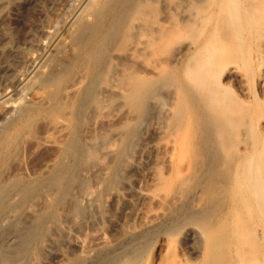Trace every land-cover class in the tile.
I'll return each instance as SVG.
<instances>
[{
	"label": "bare ground",
	"instance_id": "obj_1",
	"mask_svg": "<svg viewBox=\"0 0 264 264\" xmlns=\"http://www.w3.org/2000/svg\"><path fill=\"white\" fill-rule=\"evenodd\" d=\"M239 4L238 0H0L2 42L12 40L5 24L9 5L25 8L27 19L36 11L42 18L40 23L30 19L21 44L0 47V72L11 69L8 75L13 80L16 76V82H10L17 86L18 80L20 85L19 96L14 92V98L2 93L8 85L0 89V153L11 128L19 126L18 132L21 127L28 129L39 116L43 126L40 133L37 128L38 135L32 134L31 143L50 153L16 188L19 198L30 204V212L23 206L8 211L0 202V264L31 263L36 251L51 246L57 225L62 223L60 216L97 214L104 196L113 203L125 201L120 217L125 225L151 221L152 203L183 200L179 196L183 181H178L172 158L177 142L173 139L180 132L185 109L190 122L199 125L197 128L203 124L199 130L207 132L206 137H199L207 143L208 159L194 174L202 178L219 169L220 149L229 133L226 123L232 122L236 99L225 81L239 77L227 58L231 37L219 32L229 23L237 29ZM248 7L254 37L261 42L254 60L264 85V0H250ZM52 27L59 37L46 36ZM238 37L236 31L234 38ZM44 38H50L48 53L36 64L31 62L33 67L27 73L24 68L30 62L24 49L39 48ZM9 77L0 78L6 82ZM261 117L264 134V110ZM171 123L176 128L167 138ZM223 125L227 128L220 129ZM192 126L189 124L194 130ZM137 138L141 142L130 160ZM247 149L249 198L264 213V144L251 143ZM163 161H171V168L164 170ZM6 197L2 191L0 199ZM210 205L191 209L185 218L206 225L216 209L214 203ZM178 223L172 229L167 226L169 231ZM147 237H136L128 251L104 255L97 264H140ZM83 244L76 246L83 249ZM246 250L251 252L244 249L241 264L263 263L264 252ZM219 256L216 261L233 264ZM74 257L62 264H82L81 254Z\"/></svg>",
	"mask_w": 264,
	"mask_h": 264
},
{
	"label": "rangeland",
	"instance_id": "obj_2",
	"mask_svg": "<svg viewBox=\"0 0 264 264\" xmlns=\"http://www.w3.org/2000/svg\"><path fill=\"white\" fill-rule=\"evenodd\" d=\"M220 1L222 2L224 0ZM251 1L256 2L257 0ZM249 2L250 0H238V3H240V23L237 29L231 26L230 23L224 24V27L221 25V28L223 27L221 29L223 33L219 29V33L232 38V40L231 38H227V42L229 41L230 44L228 47L229 51L227 52L230 56L227 52H224V54L229 56L227 58L231 61L230 64L235 66L239 73L238 80L228 79L225 81L230 86V90L236 99L232 114L233 119L232 122H230L231 124L227 121L228 123L226 124L228 126H226L228 128L224 125L220 127V129L223 127L227 128L229 133L224 135L225 141H223L224 144L222 146L224 148L220 149L222 155L220 154L219 169L213 174L209 173L208 175L202 176V178L199 177L200 175L197 176L194 174V171L202 168L204 166L203 164H205L208 159V154L204 150L206 149L207 143L204 138L202 140V138L199 137H206L207 132L203 134L202 132L204 131L199 130L200 128L203 129V124L200 125V128H197L199 125H196L193 121L190 122V114L187 112L188 110L185 109L186 114L182 120L184 125L180 124V132H178L177 139L176 137L173 139L177 142L175 143L174 156L172 158V164L174 167L177 166L178 168L176 172V175H179L178 181H180L179 183L183 181V186H181L182 193H179V196H181L183 200L175 199L171 201L170 204L164 203L165 205L158 204L157 202L154 204L152 203L151 207L149 206L152 211L151 221L145 219L137 220L129 225L122 224L120 220L125 201L120 199L122 202L119 200L113 203L111 199H109V201L107 200V196H104L101 200V207L99 206L100 211L98 210L95 212L97 214H91V216L88 214L87 216L89 217L84 216L82 218L77 216L68 218L64 215L66 213H63V218L60 216L61 219H59L62 223L59 222V224L62 226L64 225L63 223H65L63 226L64 228L57 225L58 229L56 231L58 232L55 231L52 239L53 242H50L51 246L47 247V249L45 248L46 250L36 251L35 257H31L32 260H30L32 262H29V264H62L63 262H68V260L78 254H81L82 258H84L82 264H97L101 258L103 259L105 257L104 255L107 256L116 251H128L130 246L135 244L136 237L141 236H149V238L147 237L149 241L144 249L145 252H143L140 264L226 263L224 259L222 261H216L218 259L217 256L220 254L222 255L219 257L225 258L227 261L229 259L233 264H241L239 259L244 249H250L251 252L256 250L264 252V213L259 211L257 204L251 200L252 197L249 198L250 185L246 169L249 156L247 146L253 143L261 147L264 144L263 126L260 121L262 118L261 112L264 110V85L260 82L259 69L254 60L256 56L255 53H257L256 51L261 47V42L259 38L254 37L255 25H251L249 22L250 18L247 16V12L251 10V7H248ZM218 4L219 2L217 5ZM25 10L26 9L23 7L8 6L5 15V24L7 27V36L11 37L12 40L8 43L7 41L2 42L0 40V47L7 46L8 44L16 47L19 43L21 44L24 40L22 38L26 36L25 33L27 34L31 20H37L34 21L36 23L42 21L41 14L37 11V13H32L34 14L32 15L34 18L30 16V19H32L30 20L28 18V20V16H25L27 13ZM262 16L264 17V13ZM212 22H214V20ZM236 31L239 33L237 39L234 38ZM48 33L50 35L52 34L54 37H59V34H57V31H55L53 27L48 28ZM49 34L46 36L53 37ZM220 36L222 37L224 35ZM43 37H45V35ZM18 41L19 43L16 44ZM49 43L50 38L48 41H45L44 38L41 45L45 47L38 45L39 48L37 49L36 46H33V49L31 47L30 49L28 47H26V50L24 49L27 57L29 56L28 62H30L31 65V62L34 61L33 64H36L39 60H42V57L44 58L47 55ZM226 44L225 47L227 46ZM1 62L2 60L0 59V63ZM30 64H27L29 70L24 68L27 73H29L33 67V65L31 66ZM20 68L22 67H19V69ZM2 71L3 70L0 72V77L6 78L9 77L8 74L12 70L4 69V72ZM3 73H5V75H3ZM12 74L13 76L16 75L14 73ZM15 77L14 80L12 77L7 78L9 81L5 79L6 82L8 81L7 84H5L4 78H0V89L2 90L4 86L6 87L8 85L5 88L6 91L3 90L2 93H7V96H11L10 98L19 96L18 89L20 85L17 80V89L14 83L16 82ZM10 80L14 82H10ZM12 84H14L13 87ZM14 86H16L15 89ZM13 89L15 91H13ZM13 94L16 96L13 97ZM216 120H219V118ZM32 121V125L29 124L28 129L21 127L20 132H18L19 126L11 128L8 140L2 142L3 148L0 153V186L3 183V187L0 188V194L4 191L7 197L6 199H0V202L7 206L6 208L8 211L17 206H23L24 210L29 209L30 204L19 198L15 193L16 188L19 186L22 179L28 177L27 174L31 175L34 170L40 167L42 161L47 156H50L48 149L34 146L32 144L33 142L31 143V140L33 141L32 134L38 135L42 129V116ZM219 122L221 126V121ZM189 124L192 129V125H195L194 130L189 127ZM171 125L172 126H170L166 134L167 138H170L169 136L172 135H170V133L176 128L175 123H171ZM186 127L189 129L188 131ZM218 127L216 128L218 129ZM37 128L40 129L39 133ZM29 130L31 133H29ZM188 132L189 134H187ZM191 132H196V134H192ZM184 136L186 137L185 139ZM27 137L31 139H27ZM194 137L196 138L194 139ZM136 140L135 143L138 142V144H136L135 147L134 143L130 155L128 156L130 160H133L136 156L135 150L138 149L137 145H140L141 142L140 139L138 141V138ZM202 144L204 145L202 146ZM220 151L219 153H221ZM162 163L161 166L164 170L171 168V161H163ZM175 171L176 169L174 172ZM16 174L17 176H15ZM193 174L195 175L194 177ZM6 182L7 184H5ZM179 183L176 186L178 188ZM181 191L179 190V192ZM214 197L215 199H213ZM183 202L185 204H183ZM22 203L24 205H21ZM211 203L215 204L216 209L214 208L215 211L208 218L206 225L188 221L185 218L192 210L195 211L201 207L209 206ZM210 206L213 209V206ZM27 210L26 213H28V211L30 212V210ZM155 214H157V216H155ZM177 214L181 219L177 217ZM50 215L52 216L51 211ZM153 215L155 216L154 219ZM176 219L177 222H179L178 226L170 232L169 228L172 229L170 226L177 223ZM180 222L182 223L181 225ZM132 224H134V226H132ZM78 242L84 243L83 249L77 248L76 245ZM251 249H254V251ZM246 252L251 253L247 250ZM262 264H264V260Z\"/></svg>",
	"mask_w": 264,
	"mask_h": 264
}]
</instances>
